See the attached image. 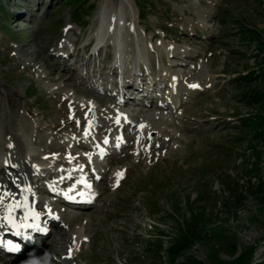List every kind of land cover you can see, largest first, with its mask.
<instances>
[{
	"label": "rangeland",
	"instance_id": "374dc122",
	"mask_svg": "<svg viewBox=\"0 0 264 264\" xmlns=\"http://www.w3.org/2000/svg\"><path fill=\"white\" fill-rule=\"evenodd\" d=\"M26 1L0 0V162L14 186L1 171L0 205L24 192L63 228L0 264H264V0H30L34 17L13 18ZM96 32L111 45L120 34L136 78H174L175 103L121 104L118 77L88 64L54 80V48ZM110 44L88 62L109 69ZM87 117L116 119L129 146L111 128L80 139ZM70 180L96 194L89 208L46 190Z\"/></svg>",
	"mask_w": 264,
	"mask_h": 264
},
{
	"label": "bare ground",
	"instance_id": "6f19581e",
	"mask_svg": "<svg viewBox=\"0 0 264 264\" xmlns=\"http://www.w3.org/2000/svg\"><path fill=\"white\" fill-rule=\"evenodd\" d=\"M18 1L20 2L21 0H18ZM32 1H34L35 7H37V5L40 3L38 0H32ZM30 3H31L30 0H27L26 2H24V7H22L24 9H22L21 6H17V3H15L16 6L15 5L14 6H15L16 10L12 14V17L17 18V19H22L23 17H27L28 20H31V18L34 17L33 12H31L32 10L29 7H26L27 6L26 4H30ZM19 4H22V3H19ZM35 9H37V8H35ZM67 29H69V27H67ZM119 36H120V34L118 32H116L113 39L118 40ZM119 40H120V38H119ZM73 43H74L73 44V46H74L73 50L71 48V51L69 52V50H68V53H66L65 55L62 54V51L67 48L66 44H64V43L55 47L54 48L55 51L50 53V55L53 56L54 59L58 58L56 68L57 69L62 68L61 71L64 72V73H61L63 76L57 74L54 77V80H59L62 78L64 80L68 78V80H69V78H72L76 74H79L77 71L78 64H79V66H83V65L86 66V64H88L89 67L91 68L90 71L92 72L93 77H94V75L95 76H101V74L103 75L102 71H104V74H106V76L114 74L117 77L119 75V74H117L118 69L116 67L112 66V64H110V67L107 71V69L104 66H101V64L96 65V63L94 64V62H90V63L88 62L89 59L98 58V56L101 55L102 50H104L106 48V45L110 44L109 42L107 44L105 42L103 44V46H100L97 48V50L94 52L93 55H88L87 57L84 56V51H86V49H87V45H86L87 42H85L81 46V48L77 47V44H78L77 39L74 40ZM110 46L112 47L113 45L110 44ZM120 46H121L120 48L122 49L121 43H120ZM56 48H57V51H56ZM121 49L117 50V53H118L117 57H118V55H120L118 57L117 62L121 68L120 88L118 89V91L121 95L120 103L128 106V105L132 104V102H134L138 105L151 106L152 108L165 107L166 105H168V103L174 104L176 99H173L172 101H168V102L164 100V97H166L167 95L164 92L165 90L163 88L164 87L163 85H165V83L168 84L167 88H168V90L171 91V93L169 91V94H171L172 97L175 98V95L177 94V93L175 94V92L178 88V85L176 84V80L173 78L172 80L165 81L164 78H160L158 75V80L164 81L162 84V81L158 82L156 80L157 78H155V77L147 79L145 77V75H143L142 70H140V69L138 72L139 76H138V78H136V76H134L135 75V65L132 64L133 60L128 57L123 62V55L124 54L122 55ZM80 50H81V54H80L81 57L79 58V53H80L79 51ZM138 54H140L139 50H137V52H136V55H138ZM105 57L107 60H111L112 59V51H111V53L107 52L105 54ZM68 61L69 62L71 61L72 65L69 64ZM126 62H128V67L124 72L123 65H125ZM149 73H151L153 75V71L149 70ZM65 75H66V77H65ZM169 76H171V75H169ZM72 79H74V78H72ZM114 85L117 86V83L115 82ZM64 86H70V84L65 83ZM191 86H190V88H191ZM194 88H196V87H194ZM84 92L87 94H90L86 91H84ZM109 96H110V99L115 98L111 94ZM78 113H79V111H76V114H78ZM98 117L100 118V116H98ZM103 118H105V119L101 125L98 124V125H94V126L90 127L89 123H90L91 117H87L85 120L84 126L81 128V134L83 136H81L80 139L86 140L87 137L90 138L91 136H93L95 131H100L101 128H105L104 132H106L109 128H111L110 134L117 136L112 140V142L116 143V146L118 148H121V150L123 148L129 146V143H127V140L124 139L123 132H119V130L117 132L114 131L115 128L118 127V125L120 123L117 122L116 119H113V121L110 122V120H108L106 117H103ZM72 122H74V120L68 121L69 124H71ZM129 122H131V121H129ZM129 122L127 121L126 126H130ZM156 134H158V133L156 132ZM78 144H79V142H78ZM158 145L160 146V142L158 143ZM84 147L88 148V146H86V145H84ZM51 148L53 149L54 146ZM59 161H60V159H59ZM11 164L14 166L11 168V170L13 172H15L16 176H18L17 172H16L17 170L15 168L17 162L15 161ZM1 171L4 174H7L5 176L6 179H4L2 177L4 182H6V184L8 185L9 188H13L14 187L12 184L13 180H11V177L8 176V171L4 168V165L2 162H0V172ZM55 184H56V182H55ZM62 184H64V183H62V181H61L59 183V185H61V187L64 189L63 191H60L59 189H57V191L56 190L53 191L52 189H50L51 186H48L46 188V190H48L49 193L53 197L60 196L62 198L63 202H65L67 204L68 203L71 204L70 207L77 208L80 210V209H87L91 206V204L93 203L92 200L89 199V201H86L84 203L78 199L77 196H79L80 198H83L82 196L84 194L86 197H88V193L83 192V191H82L83 193H78V189H76L78 187H75L77 184L76 181H71V180L67 181V183L64 185V187L62 186ZM37 188L42 189V187H39V186H37ZM53 188H55V187H53ZM83 188L84 187L81 186V189H83ZM66 189H69V190L65 191ZM89 197H91V196H89ZM28 199L29 198L25 199L26 208L28 209V211L31 212L30 206L27 205ZM35 204H36V206H34V210H32V212L30 213L32 216L28 221L29 223H28V226L26 229L21 228L22 226H19L18 224H15V222H13V217H14L13 215L16 213V210H17L16 208H11L8 211L7 219H4V213L0 214V253H7L8 254L7 256L16 255V257H18V258H21V256L23 255L26 257L21 258V259L26 258V260H29V258H31V257H29L28 253L33 252L35 249H41L42 248L41 244H39L40 240H43L44 238H46L47 235L50 233L52 228H54V227H55V229H62L63 228L62 224L59 221V217H58L59 213L54 211V207H52V209H53L52 210L48 207L49 204H47L43 201L41 202V201H37V200L35 201ZM56 209L57 208H55V210ZM84 214H86V212H82L80 215H78L77 219L80 218L81 216H83ZM30 225L35 226V227H30ZM17 233H19V234H17ZM78 235L76 237L77 239H78ZM71 237H72V235H71ZM50 244H49V247H50ZM13 245L19 246V250H17V251L11 250ZM38 245L40 247H38ZM44 245H45V243H44ZM64 253H65V251H64ZM66 253H67V251H66ZM0 260L14 263L18 259L7 260L5 257H2V258H0Z\"/></svg>",
	"mask_w": 264,
	"mask_h": 264
},
{
	"label": "snow or ice",
	"instance_id": "6c2138e0",
	"mask_svg": "<svg viewBox=\"0 0 264 264\" xmlns=\"http://www.w3.org/2000/svg\"><path fill=\"white\" fill-rule=\"evenodd\" d=\"M192 87H198V85H192ZM117 122H118V121H117ZM118 175H119V174H118ZM30 227H35V226L30 225ZM17 234H19V233H17ZM11 250H13V251H17V250H19V246H17V245H13L12 248H11Z\"/></svg>",
	"mask_w": 264,
	"mask_h": 264
},
{
	"label": "trees",
	"instance_id": "16d2710c",
	"mask_svg": "<svg viewBox=\"0 0 264 264\" xmlns=\"http://www.w3.org/2000/svg\"><path fill=\"white\" fill-rule=\"evenodd\" d=\"M255 264H257V263H255ZM260 264H262V263H260Z\"/></svg>",
	"mask_w": 264,
	"mask_h": 264
}]
</instances>
